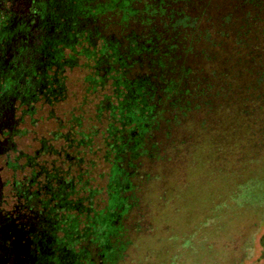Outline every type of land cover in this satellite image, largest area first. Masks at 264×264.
Wrapping results in <instances>:
<instances>
[{"label":"trees","instance_id":"obj_1","mask_svg":"<svg viewBox=\"0 0 264 264\" xmlns=\"http://www.w3.org/2000/svg\"><path fill=\"white\" fill-rule=\"evenodd\" d=\"M66 27L49 111L66 142V264L121 262L169 163L237 186L264 177L250 169L264 151V0H76Z\"/></svg>","mask_w":264,"mask_h":264},{"label":"flooded vegetation","instance_id":"obj_2","mask_svg":"<svg viewBox=\"0 0 264 264\" xmlns=\"http://www.w3.org/2000/svg\"><path fill=\"white\" fill-rule=\"evenodd\" d=\"M74 1L0 0V264H66V142L49 111Z\"/></svg>","mask_w":264,"mask_h":264},{"label":"rangeland","instance_id":"obj_3","mask_svg":"<svg viewBox=\"0 0 264 264\" xmlns=\"http://www.w3.org/2000/svg\"><path fill=\"white\" fill-rule=\"evenodd\" d=\"M263 166L264 151L250 169ZM206 172L184 159L164 167L144 192L145 231L118 264H264V177L237 186Z\"/></svg>","mask_w":264,"mask_h":264}]
</instances>
